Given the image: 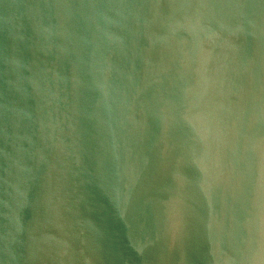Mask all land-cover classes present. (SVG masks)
Returning a JSON list of instances; mask_svg holds the SVG:
<instances>
[{
  "label": "water",
  "instance_id": "95a60500",
  "mask_svg": "<svg viewBox=\"0 0 264 264\" xmlns=\"http://www.w3.org/2000/svg\"><path fill=\"white\" fill-rule=\"evenodd\" d=\"M0 264H264V0H0Z\"/></svg>",
  "mask_w": 264,
  "mask_h": 264
}]
</instances>
